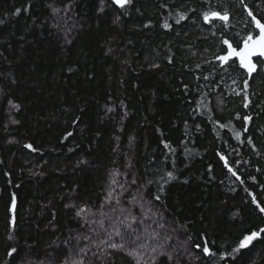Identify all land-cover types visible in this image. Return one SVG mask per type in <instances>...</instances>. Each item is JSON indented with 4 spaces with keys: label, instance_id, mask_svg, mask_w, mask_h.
Wrapping results in <instances>:
<instances>
[{
    "label": "trees",
    "instance_id": "trees-1",
    "mask_svg": "<svg viewBox=\"0 0 264 264\" xmlns=\"http://www.w3.org/2000/svg\"><path fill=\"white\" fill-rule=\"evenodd\" d=\"M249 11L264 22V0H0V264H264V240L233 251L264 227V61L217 59L257 34Z\"/></svg>",
    "mask_w": 264,
    "mask_h": 264
},
{
    "label": "snow or ice",
    "instance_id": "snow-or-ice-1",
    "mask_svg": "<svg viewBox=\"0 0 264 264\" xmlns=\"http://www.w3.org/2000/svg\"><path fill=\"white\" fill-rule=\"evenodd\" d=\"M102 2H103V0H102ZM130 2H131V0H113V3L119 5L121 8L125 7ZM25 10H27V9H25ZM57 11H58V9H53L54 13ZM101 11H103V8H101ZM20 12H21V9L17 8L16 13L19 14ZM249 16L252 17V22L255 24V27L257 29H259V34L256 35L254 38L253 34L249 33L247 38L244 39V41H243V47H240L239 50H237L236 47H233V45L227 39H224L222 41V43L227 46V51L224 55L218 56L217 59L222 61V62H229L232 57H238L239 58V65L246 70L249 78H251L252 74L257 71V64L253 62L252 57L256 56L258 59L260 57H264V22H262L261 19H257L256 16L253 15V13L251 11H249ZM184 18H185L184 15L180 16V20H183ZM203 18L205 21H209L212 18H218L222 21H228L229 13L227 11H224L223 13L217 12V11H213L210 13L205 12L203 14ZM180 20H177V23H179ZM0 23H2V21H0ZM163 27L170 28L171 25H169L168 23H165L163 25ZM232 62L234 63V61H232ZM154 67H158V66L154 65ZM197 67H199V65ZM185 87H187V86H185ZM247 87H248V80H245L244 81V88L246 89ZM245 99H247V96H245ZM13 107L19 108V105H13ZM244 107H248V104L245 103ZM109 111H111V109H109ZM237 118H239V115H237ZM250 119H251V117H248V116L244 117V120H246V121L250 120ZM221 127H224V125H221ZM245 131H247V129H245ZM71 135H72V133L69 132V133H67V136L65 138L70 137ZM236 138L237 139L240 138L239 133H237ZM26 147L32 149L33 151L36 150L33 148V146L31 144L26 145ZM222 159H224V158L222 157ZM225 164L227 165L226 159H225ZM233 175H235V172H233ZM167 176L169 179L173 178V174L171 172H168ZM112 183H114V184L116 183L115 179H113ZM132 183H135V179H133ZM149 183H151V181H149ZM121 187H123V186H121ZM108 199H114L112 191L108 192L106 200H108ZM155 199L160 200V196L156 195ZM133 200H135V197H133ZM253 202L257 204V208L259 209V211L261 213H264V206H261L260 203L256 201L255 197H253ZM15 207H16V198H15V195H13L12 209L14 210ZM66 207H71V206L66 205ZM82 212H83V209L81 208L76 212V215L80 216L82 214ZM136 219L137 218L135 216L130 215L129 217H127L125 219V221H121V223H125L126 227L130 228L131 223L128 221H136ZM114 234L116 236H120L121 232L118 229H114ZM262 234H264V227H260L258 230H250V234H245L243 236V238L240 239L238 247L236 249H234L233 251L236 253H240L242 249H248L250 245L254 246L253 245L254 241L264 240V236H262ZM152 235L155 236L156 233H153ZM110 236H111V234H110ZM165 239L167 240L168 238L166 237ZM188 239L191 240L192 237L189 236ZM138 240H139V237H137V241ZM134 243H135V241H134ZM143 246H144L143 244L140 245V247H143ZM107 247H109L111 249H123L124 245L123 244H117V243H109L107 245ZM195 247L196 248H202V252L205 255H213V253L211 252V249L208 246V241L206 238H204L203 246L200 243H197V244H195ZM16 251H17L16 248H12L8 252V255L12 256L13 253H15ZM152 251L156 252V248H153ZM128 255L138 256L139 254L136 251H132V252H129ZM160 255H166L168 261H172L174 259L171 254L166 253L164 251H161ZM153 259H155V257H153ZM137 264H139V260H137Z\"/></svg>",
    "mask_w": 264,
    "mask_h": 264
},
{
    "label": "water",
    "instance_id": "water-1",
    "mask_svg": "<svg viewBox=\"0 0 264 264\" xmlns=\"http://www.w3.org/2000/svg\"><path fill=\"white\" fill-rule=\"evenodd\" d=\"M116 5H117V4H116ZM117 6H119V5H117ZM119 7H120V6H119ZM256 18H257V17H256ZM212 19H213V18H212ZM257 19H259V18H257ZM254 26H255V24H254ZM255 29L258 31V34H259V29H257L256 27H255ZM253 37L255 38V36H253ZM231 44L233 45V47H236L237 50H239L240 47H243V42H242V44H241L239 47L235 46L233 43H231ZM225 53H226V52H225ZM225 53H224V54H225ZM224 54H223V55H224ZM260 58H262V59L264 60V57H260ZM256 59H258L256 56H253V57H252V60H253L254 63L257 64V69H258V63L256 62ZM233 60H237V61L239 62V58H238V57H232L230 61H233ZM230 61H229V62H230ZM227 63H228V62H222V61H221V64L224 65V66H225ZM243 69H244V68H243ZM254 73H256V72H254ZM254 73H253V74H254ZM253 74H252V75H253Z\"/></svg>",
    "mask_w": 264,
    "mask_h": 264
},
{
    "label": "rangeland",
    "instance_id": "rangeland-1",
    "mask_svg": "<svg viewBox=\"0 0 264 264\" xmlns=\"http://www.w3.org/2000/svg\"><path fill=\"white\" fill-rule=\"evenodd\" d=\"M261 59H262V58H261ZM256 60H257V59H256ZM262 60H263V59H262ZM263 61H264V60H263ZM256 62H257V61H256ZM228 63H229V62H228ZM228 63H227V64H228ZM233 84H236V83L234 82Z\"/></svg>",
    "mask_w": 264,
    "mask_h": 264
},
{
    "label": "flooded vegetation",
    "instance_id": "flooded-vegetation-1",
    "mask_svg": "<svg viewBox=\"0 0 264 264\" xmlns=\"http://www.w3.org/2000/svg\"><path fill=\"white\" fill-rule=\"evenodd\" d=\"M257 34H258V31H257ZM257 34L253 35V36H256Z\"/></svg>",
    "mask_w": 264,
    "mask_h": 264
},
{
    "label": "bare ground",
    "instance_id": "bare-ground-1",
    "mask_svg": "<svg viewBox=\"0 0 264 264\" xmlns=\"http://www.w3.org/2000/svg\"><path fill=\"white\" fill-rule=\"evenodd\" d=\"M258 35V34H257ZM239 63V62H238Z\"/></svg>",
    "mask_w": 264,
    "mask_h": 264
}]
</instances>
